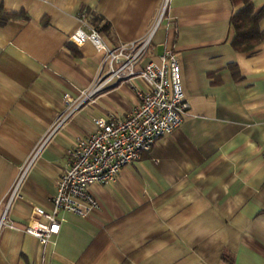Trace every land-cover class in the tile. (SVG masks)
Returning a JSON list of instances; mask_svg holds the SVG:
<instances>
[{"label":"crops","instance_id":"obj_1","mask_svg":"<svg viewBox=\"0 0 264 264\" xmlns=\"http://www.w3.org/2000/svg\"><path fill=\"white\" fill-rule=\"evenodd\" d=\"M0 4L27 15L0 24V264H221L224 249L233 264H264V38L249 52L232 47L230 0ZM80 13L84 26L108 24L96 29L109 46L150 33L137 68L171 48L189 112L92 184L87 215L58 210V231L41 243L23 227L32 205L53 208L76 137L97 116H124L148 88L138 75L120 79L67 113L63 92L89 91L104 54L67 40Z\"/></svg>","mask_w":264,"mask_h":264},{"label":"built area","instance_id":"obj_2","mask_svg":"<svg viewBox=\"0 0 264 264\" xmlns=\"http://www.w3.org/2000/svg\"><path fill=\"white\" fill-rule=\"evenodd\" d=\"M79 19L81 24L68 33L67 40L76 45L88 40L104 54L89 91H81L75 98L68 91L63 92L67 113L95 91L120 79L138 75L148 88L145 91L135 89L137 104L124 116L116 117L113 113L97 116L94 118L95 128L76 137L67 151L66 163L51 195L53 208L47 210L32 205L23 227L41 243H47L58 231V210L87 215L98 204L92 184L112 180L121 165L140 157L157 138L170 133L189 112L179 62L171 48H165L157 60L149 59L137 68L136 63L149 44L150 33L109 46L96 28L84 26V13L79 14ZM21 175L13 185V191Z\"/></svg>","mask_w":264,"mask_h":264},{"label":"trees","instance_id":"obj_3","mask_svg":"<svg viewBox=\"0 0 264 264\" xmlns=\"http://www.w3.org/2000/svg\"><path fill=\"white\" fill-rule=\"evenodd\" d=\"M232 4V12L229 18V24L232 29L230 44L236 51H251L263 38L264 27H261L259 21L264 15V5L256 8L252 0H230ZM19 16L27 17L24 11H11L5 9L0 4V24L8 19L17 18ZM95 28L106 29L108 24L97 26ZM232 74L237 77L236 63H229ZM221 264H233L234 256L227 250H223L220 255Z\"/></svg>","mask_w":264,"mask_h":264}]
</instances>
